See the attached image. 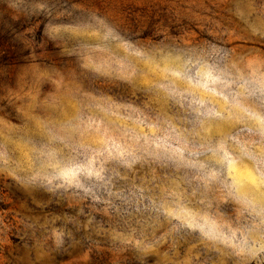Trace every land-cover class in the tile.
I'll return each instance as SVG.
<instances>
[{
    "label": "rangeland",
    "instance_id": "obj_1",
    "mask_svg": "<svg viewBox=\"0 0 264 264\" xmlns=\"http://www.w3.org/2000/svg\"><path fill=\"white\" fill-rule=\"evenodd\" d=\"M0 264H264V0H0Z\"/></svg>",
    "mask_w": 264,
    "mask_h": 264
}]
</instances>
